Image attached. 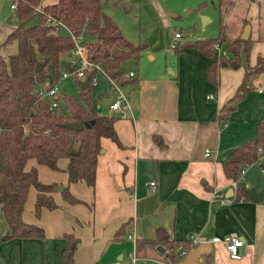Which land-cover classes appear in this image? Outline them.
Segmentation results:
<instances>
[{"label":"crops","instance_id":"0c3cea01","mask_svg":"<svg viewBox=\"0 0 264 264\" xmlns=\"http://www.w3.org/2000/svg\"><path fill=\"white\" fill-rule=\"evenodd\" d=\"M176 2L103 0V10L124 35L144 44L138 63L126 69L133 68L135 78L121 84L131 105L128 116H118L105 101L111 89L106 76L99 75L106 77L107 87L98 89L97 84L93 90L94 105L98 101L97 106L106 109L101 112L117 115L115 128L121 144L111 137L101 138L94 185L84 180L69 182L66 156L58 159L57 168L29 158L27 169L36 167L42 181L68 184L78 200L69 201L56 190L57 205H44L37 214V188L30 186L22 215L41 225L43 236L4 238L8 223L0 207V264H67L63 260L66 233L78 238L75 264H264V198H237L223 163L236 146L257 134L258 122L264 119V91L254 86L257 78L264 81V70L251 77L228 118H219L221 107L244 78L246 63L255 64L258 55H264V0H213L220 12L219 36H241L249 23L247 37L252 40L248 59L219 66L218 82L208 70L213 59L219 60V53L209 56L191 44L206 36L172 27ZM206 4H200L199 13L205 12ZM130 18L138 21V39L127 33ZM210 21L206 16L203 26ZM175 30L183 36L171 48ZM165 52L168 60L163 58ZM148 55L150 59L144 60ZM72 56L69 53L66 58ZM70 78L78 83L77 77ZM257 164H248L238 183L264 188V172ZM223 197L229 198L223 201ZM158 227L165 228L169 238L197 237L178 263L167 256L163 244L137 241L155 238ZM229 232L244 238L239 258L231 257L223 242L212 240ZM182 247L180 243L177 250Z\"/></svg>","mask_w":264,"mask_h":264},{"label":"trees","instance_id":"16d2710c","mask_svg":"<svg viewBox=\"0 0 264 264\" xmlns=\"http://www.w3.org/2000/svg\"><path fill=\"white\" fill-rule=\"evenodd\" d=\"M201 4V3H200ZM16 26L8 33L5 42L17 40V51L9 58L0 52V207L8 223L4 238L10 236H43L44 229L35 222L26 221L22 212L31 185L37 188L35 211L42 206L57 205L53 192L61 190L64 198L77 201L68 184L45 182L38 176L36 167L26 168L29 158L57 168L60 157H68L69 182L84 180L90 185L96 181L98 154L102 150L101 138L121 140L115 128L117 115L100 112L93 103L94 86H82L77 77L79 95L65 89L56 95L57 104L50 107L51 97L41 96L39 88H49L60 78L62 60L75 45L74 35L83 34L89 57L100 61L111 77L123 84L135 76L125 75L129 65H136L142 43H135L124 35L116 20L103 10V0H18L15 8ZM70 29L67 32L64 26ZM223 25V24H222ZM221 25V26H222ZM223 27V26H222ZM224 42L226 54L213 59L208 74L219 81V66L241 64L248 59L252 40L250 37L225 36L197 38L191 44L209 56L217 55L215 41ZM244 78L237 91L221 107L219 118L227 119L230 111L249 88L251 77L264 70V55L259 54L255 64L246 63ZM89 73V76H91ZM50 74L53 80L50 81ZM65 103L66 111L60 108ZM79 121L81 129L66 125ZM87 122H90L88 125ZM264 142V119L257 125V134L236 146L223 160L228 176L238 179L242 169L257 158V146ZM237 198H252L248 188L238 183ZM68 243L63 250V260L75 264L74 253L78 238L65 234ZM161 243L172 262L178 263L185 253L177 250L180 243L185 248L191 240L169 238L165 228H157L153 239L137 240Z\"/></svg>","mask_w":264,"mask_h":264},{"label":"built area","instance_id":"2783aa9c","mask_svg":"<svg viewBox=\"0 0 264 264\" xmlns=\"http://www.w3.org/2000/svg\"><path fill=\"white\" fill-rule=\"evenodd\" d=\"M18 0H13L11 2V7H17ZM183 36V32L180 30H175L171 39V47L175 48L178 45L180 38ZM75 45L70 49V54L74 55L75 58L69 66L62 65L60 78L49 88H45L43 85H40L39 91L41 96H50L51 102L50 107L54 108L57 104L56 95L61 91L60 80L64 77H81L82 79L86 76L89 77V84H92L94 87L99 83V75H104L108 78L110 83V88L113 91L112 99L109 101L110 110L117 111L118 116L126 117L130 112V102L127 94L122 90L121 83L115 77H111L106 69L102 66L100 61H93L89 57L88 47L84 41V35L78 34L74 35ZM214 47L219 54H226V49L222 46L220 41L214 42ZM69 59V58H68ZM94 71L91 76L89 73ZM136 71L133 68L125 70V75L134 76ZM256 89L264 91V81L260 78H257L254 82ZM214 94H210L209 97H213ZM210 152V148L206 149V154ZM264 156V142L260 143L257 146V158L253 161L258 163L261 167V171L264 172V161L262 160ZM245 168L242 169L240 177L243 175ZM152 184L155 181H151ZM233 186L236 189L238 187V179L233 178ZM229 197H223L222 200L225 201ZM197 240L196 236L191 238V244H194ZM214 241L223 242L231 257L239 258L243 255L244 248V238L237 232H229L223 235H214L212 237ZM187 248L182 247L181 253H185ZM135 259V256H133Z\"/></svg>","mask_w":264,"mask_h":264},{"label":"rangeland","instance_id":"374dc122","mask_svg":"<svg viewBox=\"0 0 264 264\" xmlns=\"http://www.w3.org/2000/svg\"><path fill=\"white\" fill-rule=\"evenodd\" d=\"M13 0H0V52L6 57V59L9 58L11 53H14L17 51V40L14 39L10 42H5V39L8 35V33L16 26L17 24V18L15 15V9L11 7V2ZM206 1L207 4L204 8V13L207 16L211 18L212 21H210L207 26H203L202 24V15L199 13V7L200 3ZM191 8V10H189ZM174 21L173 26L182 27L183 31H190L191 35L194 34L197 36L204 35L206 37H219L220 34V25H219V16L220 12L218 9V6L216 3H213V0H178L176 2V6H174ZM138 21H133V18H130L127 23V33L130 37L134 39H138ZM66 30L69 31L67 28ZM163 31V30H162ZM187 34V33H186ZM145 36H142L144 38ZM224 42L222 43L223 46ZM171 47V42H170ZM172 48V47H171ZM167 54V57H166ZM169 53H164V60H168ZM144 60L150 59V56H144ZM69 60L74 59L75 56L68 57ZM157 60V58H156ZM72 61V60H71ZM155 61H151V63H154ZM142 65V64H141ZM140 65V66H141ZM100 82L98 83V89L103 86L104 88L107 87L108 81L106 77L100 76ZM60 86L61 88L63 86H66L65 90L67 93H74L76 95H79V87L77 81L73 80L70 77H64L60 80ZM97 89V91H98ZM99 92V91H98ZM98 101H96L97 106ZM95 106V107H96ZM102 106V105H101ZM60 108L63 111H66L65 103L63 100L60 101ZM96 109L100 112L106 111L105 107L102 106L100 109V106H97ZM264 161V156L263 159ZM258 165V164H257Z\"/></svg>","mask_w":264,"mask_h":264},{"label":"water","instance_id":"95a60500","mask_svg":"<svg viewBox=\"0 0 264 264\" xmlns=\"http://www.w3.org/2000/svg\"><path fill=\"white\" fill-rule=\"evenodd\" d=\"M206 16H207L206 14L202 15V19H203L202 21L203 22H204V18ZM249 27H250L249 23L246 24L244 31L241 34L242 37H247ZM71 62H72L71 60H65L64 59V60H62V65L69 66L71 64ZM52 80H53V77L50 74V81H52ZM81 82H82V86H84V87L87 86L89 84V77L86 76L85 78L82 79ZM112 96H113V91H112V89H109L108 96L106 97L105 101L109 102L112 99ZM87 124L89 125L90 122H87ZM66 125L71 126L73 128H76V129H81L83 127V124L79 121H68V122H66ZM232 190H233L232 187L229 188V191L227 192V194L231 193ZM248 191H249L250 195L256 200H261L262 198H264V188L257 189L255 187H250V188H248ZM157 247L161 251H163V252L165 251L164 247L161 244H159ZM119 257L121 258V256H119ZM114 264H119V261L115 262ZM139 264H144V263H139Z\"/></svg>","mask_w":264,"mask_h":264}]
</instances>
